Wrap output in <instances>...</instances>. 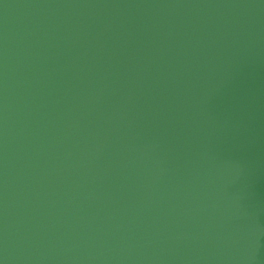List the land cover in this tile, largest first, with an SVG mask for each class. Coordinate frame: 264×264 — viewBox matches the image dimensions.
Masks as SVG:
<instances>
[{"label": "water", "instance_id": "95a60500", "mask_svg": "<svg viewBox=\"0 0 264 264\" xmlns=\"http://www.w3.org/2000/svg\"><path fill=\"white\" fill-rule=\"evenodd\" d=\"M0 264H264V0H0Z\"/></svg>", "mask_w": 264, "mask_h": 264}]
</instances>
